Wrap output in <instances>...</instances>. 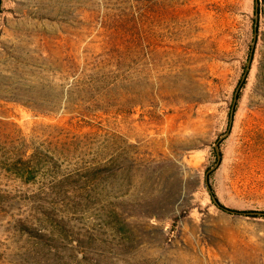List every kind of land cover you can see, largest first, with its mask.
Masks as SVG:
<instances>
[{
  "label": "rangeland",
  "instance_id": "rangeland-1",
  "mask_svg": "<svg viewBox=\"0 0 264 264\" xmlns=\"http://www.w3.org/2000/svg\"><path fill=\"white\" fill-rule=\"evenodd\" d=\"M253 9L0 0V264H264Z\"/></svg>",
  "mask_w": 264,
  "mask_h": 264
},
{
  "label": "trees",
  "instance_id": "trees-1",
  "mask_svg": "<svg viewBox=\"0 0 264 264\" xmlns=\"http://www.w3.org/2000/svg\"><path fill=\"white\" fill-rule=\"evenodd\" d=\"M264 18V0H254V9H253V17H252V36H251V44L250 49H249V53H250V57L252 58L253 53H254V49L256 46V43L258 41V36H259V27H260V19ZM247 70H245L246 72ZM244 72V73H245ZM240 83H244V80L240 81ZM240 86V84H239ZM239 86L235 89L234 91V99L239 97ZM233 106H232V109ZM231 113V112H230ZM231 115H230V120H231ZM210 190V194H211V198L213 200V203L216 205V207L218 209H220L221 211L227 212V213H234V214H244V215H253V214H259L260 212L257 211H247V210H238V209H234L228 206H225L224 204L220 203L215 195V193L213 192V190L211 189V187H209ZM185 216V211L181 212L180 214L176 215L172 222H171V230H174L177 222L183 218ZM21 229L28 232L31 236L36 237L38 242H43L44 241V236L39 234L37 231H35V229H33L32 227H30L29 225H26L25 223H21L20 225Z\"/></svg>",
  "mask_w": 264,
  "mask_h": 264
},
{
  "label": "water",
  "instance_id": "water-1",
  "mask_svg": "<svg viewBox=\"0 0 264 264\" xmlns=\"http://www.w3.org/2000/svg\"><path fill=\"white\" fill-rule=\"evenodd\" d=\"M249 59H250V57H249ZM248 66V65H247ZM244 76V75H243ZM230 115L232 116V112L230 113Z\"/></svg>",
  "mask_w": 264,
  "mask_h": 264
}]
</instances>
